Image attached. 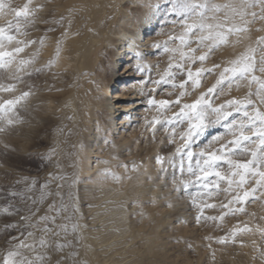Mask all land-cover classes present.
Wrapping results in <instances>:
<instances>
[{"label": "rangeland", "instance_id": "obj_1", "mask_svg": "<svg viewBox=\"0 0 264 264\" xmlns=\"http://www.w3.org/2000/svg\"><path fill=\"white\" fill-rule=\"evenodd\" d=\"M238 0H214L215 3L225 4L233 3ZM202 2V0H198ZM25 3H29V0H4L5 8L0 11V27L7 29V21L12 20L15 22L17 18L15 14L11 12L12 8H22ZM85 0H32L30 1L29 8L32 10L45 5V12L43 18H41V24L34 27H29L26 40L39 41L40 37H55L57 44L61 34L65 31V28L69 29L68 22L72 23L83 22L82 11L84 9L83 4ZM171 5V8L167 11L166 8ZM161 10V12L155 16V19L148 20L152 15H155V9ZM173 4L170 0H126L119 5V14L117 15L120 20L113 23V27L110 29V41L106 43L102 41L99 48L100 59L104 57L107 61L109 58L112 63V70L107 74L108 67L105 74V65L102 59L94 62V67L90 69L93 71L98 63L103 77L105 75L108 78L109 83H113L110 86L111 91H118L116 84L123 80L129 81L135 79L134 75L126 76L121 73L125 66H130L132 60L130 57L136 56L132 50L125 51L124 45H127L128 39L122 36L123 31L139 32V36L134 38L131 46L140 53V58L143 61L141 67L144 69L140 72L138 77L143 81V88L146 94L145 104L142 105L146 109L145 116L142 120L147 118L146 122L151 121L153 118L163 119L171 117L173 112L177 109L173 108L172 111L167 112L164 116H161L152 106L148 104L149 93H152V97L156 100H175L176 95L180 91L179 88L174 89L172 82L167 84L161 82L156 85L153 83L156 80H160L167 71H170L169 64H175L180 60V51H187L184 45L180 44L179 36L185 33L186 29L179 23L182 17L177 12L172 11ZM106 11V9L104 8ZM259 11V9H254ZM228 10H224L227 12ZM158 12V11H157ZM35 15H37L35 13ZM128 15V16H127ZM213 15L216 19L208 20V23L223 22L222 13H208L209 17ZM61 17H65L64 25L61 26L56 23ZM110 15L102 18V25L104 20H108ZM132 17L134 19L132 25L125 23V21ZM37 18V16H36ZM37 21V19H36ZM48 21V23H44ZM127 22V21H126ZM189 20L188 23H192ZM236 22L239 23V18H236ZM48 28H54V31L47 32ZM159 28V29H158ZM159 30V31H158ZM24 29L22 27L21 32ZM17 39L23 40L24 35L13 32ZM148 34L155 35V39L152 43H145ZM206 34V33H205ZM128 36V35H127ZM264 36V21L257 20L255 23L249 26V31L243 34H232L228 37L229 43L222 45L217 51L207 59L203 65L197 62L191 65L193 72L198 67L212 68L213 64H220L219 69H215L212 73H205L200 78V85L193 91L189 85L186 86L191 94L182 98L183 103L194 102L202 93H207V90L216 84L219 79V73L223 70V67L230 66L228 63L231 60L236 59L241 54H251L257 63H259L260 57L264 56V51H261L257 47V39ZM33 37V38H31ZM185 39H189L185 36ZM194 39V38H193ZM253 42L251 51L248 52L245 47V42ZM54 42V43H55ZM50 43V42H49ZM54 43L48 46L49 52L44 54L41 50L44 48V44L39 43L29 45L32 47L28 53L22 52L13 57H5L4 63H9L7 69H0V85L7 87L9 84L15 85L13 91H3L0 89V104H4L7 100H16L17 97L22 96L24 92H29V96L19 100L14 106L4 105V110L0 111V126H6L7 131L0 133V263L2 259L7 255L9 250H16L15 245L23 241L25 244H34L35 250L21 247L19 248L20 256L13 259H27L32 260L35 264H40L37 260V256L44 250L39 248L38 239L42 235L40 232L35 233V238L28 237L26 234L21 236V230L25 233L27 231H33V229H13L6 230V225L20 222V217L25 215L24 209L31 206L30 200L27 197L38 199L41 195V185H44L50 180V173L64 176L66 179L53 181L50 184L52 192L57 190V184H62L63 188L60 189L62 195L65 196V203L69 205L67 212L62 213L61 217L57 220V224H65L68 228L69 235L68 240L72 241L73 245H77L76 232H72L71 224L75 223L78 217L81 215L83 220H91L92 210L89 208H82L80 212L75 214L72 220H66L64 217L72 215V206H76L74 201L79 197L82 184L91 181L93 185H99L107 182V186L110 187L114 184L112 181H119V188H124V182L129 175L134 172L131 165L127 160L116 159L112 157L116 153L115 147L110 146L111 140L117 141L121 137L126 138L129 135L130 128H123L122 124H116L110 127V118L107 114V105L105 99H97L96 92L89 91L90 80L86 76V73H78L73 70V73H69L64 67H55L57 57L53 49ZM155 43H160L162 46L167 44L170 49L169 52H164L163 47L160 50L151 47ZM210 43V42H209ZM4 51H11L16 44L15 41H4ZM192 47H196L193 43ZM104 47H107L109 51L107 54L102 53ZM27 48V47H26ZM171 49L177 51L172 52ZM206 50V49H205ZM254 50V51H253ZM200 53L198 52L197 55ZM35 56V59L30 65H21L22 59L26 60L29 57ZM122 56H129L128 59H124ZM49 61H52V67L49 69L45 67ZM106 61L104 62L106 64ZM141 62V61H140ZM12 64H16L12 67ZM141 64V63H140ZM109 66V65H108ZM188 65H185V70ZM36 68H42L43 71L36 72ZM18 69H20L18 71ZM131 70V69H130ZM175 71V69H171ZM31 73L28 75L27 73ZM97 73V71L95 72ZM80 76V77H79ZM94 77V76H93ZM117 78V79H115ZM119 78V79H118ZM125 78V79H120ZM264 78V77H263ZM186 75L177 73L175 82L178 84L181 80H185ZM87 85V86H86ZM81 86V87H80ZM255 83L249 85L247 81L241 82L239 87H236V81H233L231 89L225 87L224 93L217 97L215 93L208 96V99L214 106L225 103L229 99H241L247 95L249 90L255 91ZM83 87V88H82ZM79 88L80 95L77 97L79 101L77 110L80 115V123L72 122L70 120L69 113L63 106L64 98ZM169 93H172L171 95ZM103 94V93H102ZM104 98L106 94H103ZM86 99L89 102H98L101 105L98 111L94 108H89L87 112ZM28 100H33L34 103H30L32 110V116L27 117V114L20 109V105ZM42 100H45L49 107H40ZM50 100V102H49ZM52 100V101H51ZM128 101L122 102L127 103ZM94 106V105H93ZM264 109V105H258ZM95 107V106H94ZM140 106L131 107V114L128 116H135L141 118V115H137L133 112L138 111ZM50 110L48 115L43 118L37 124H30L33 121L34 114L38 115L40 110ZM115 110V109H113ZM230 111V115L225 120L223 117L216 122V115H209L208 120L213 123L207 124V126L201 131V133L194 138L191 142L190 150L196 154L195 158H199L201 151L205 152V158H208L209 153H216L218 155H227L231 148L229 142L238 138V128L233 129L237 134L233 135L229 131L227 125L231 121H235L237 125L241 121H246L242 111L237 112L235 108L225 109ZM251 114L252 109H248ZM127 113V108L123 111L119 109L112 116V120L119 122L122 116ZM116 114V115H115ZM12 119L14 124L8 125L7 121ZM138 125L142 121H132ZM207 123V121H206ZM100 127V131L103 133L102 138L104 144L100 149L90 150L86 144L92 143V131H96L95 126ZM128 126V125H127ZM116 128L112 130V128ZM159 125H157V128ZM111 128V129H110ZM122 130V131H121ZM221 131V136L210 138V134L215 131ZM120 131L122 132L120 134ZM135 134L139 137L128 145L129 152L137 162L136 172L144 171L148 172L152 166L156 165L155 157L157 154H162L166 159L170 158L173 154H176V149L181 147V143L177 140L174 144L168 145L165 139V133L163 131H157L155 138L153 139L152 132L147 128L142 131L140 127L134 129ZM126 134V135H125ZM245 135H251V132L245 131ZM216 139V140H215ZM255 139V138H253ZM99 140V141H100ZM108 141L109 143H105ZM164 141V144L161 143ZM5 144L8 145L5 148ZM117 145V144H115ZM247 147L251 150H255L256 145L249 141ZM110 148V152L106 155V149ZM50 150H54V155L51 159H48ZM9 151H12L9 153ZM178 156V154H176ZM230 159L238 160L241 163L252 159L250 152H246L241 155L229 156ZM108 161V162H107ZM177 164L179 160L175 161ZM172 161L164 165L166 172H156L153 177L155 178H169L171 177L172 199L179 198L187 205L186 213L177 214L176 211H164V203H155L153 206L156 209V216L152 222L146 224V220L140 222L138 218L134 217V213L139 209H131L133 202L126 204L128 214L127 220L137 228L142 225V230L151 232L157 240L158 253L157 261L159 264H264V189H259L255 196H250L248 200L244 201L242 205H236L235 207H243V211L233 214L224 215L227 209H221V203H227L231 199V195L236 194V186L233 185V191L231 195L214 193L211 197L205 196L201 184L196 181V178L191 176L185 168V171L181 173L178 169H175L177 181L187 182L186 191H174L177 187L173 183L172 174L174 169L170 166ZM96 164H99L96 166ZM127 165V168L124 167ZM187 165V160H185ZM161 167V166H160ZM222 173L228 171V166L220 162L219 169ZM109 173V174H105ZM118 176L119 179L114 177ZM161 176V177H160ZM164 177V178H163ZM210 180H214V177H210ZM238 179V177L236 178ZM255 179L249 177V183L245 185L244 189L240 190V194L247 190L251 192L255 185ZM182 188L183 184L180 185ZM221 188L227 187L226 182H220ZM71 196L72 199H68ZM54 197H48L42 205L41 214L47 210L48 204L52 203ZM187 198V199H186ZM57 201L59 197H55ZM143 206L148 207L149 201H141ZM205 204H213L216 207H204ZM13 206L19 208L21 211L16 214L5 213L4 208ZM80 207H84L81 205ZM229 207H232L230 205ZM103 208V209H102ZM164 209V210H162ZM198 209H202L204 217H217L216 220L202 219L197 223L196 217L200 214ZM104 210V206L101 207ZM91 212V213H90ZM90 215V216H89ZM104 214L101 218L107 216ZM133 216V217H132ZM223 216L221 219L220 217ZM90 217V219H89ZM86 218V219H85ZM134 218H136L134 220ZM165 218V219H164ZM132 219V220H131ZM135 221V222H134ZM51 226V225H50ZM235 234V235H233ZM12 237H19L18 240H12ZM222 238H227L226 242H218ZM63 242V237L55 238ZM163 242V243H162ZM110 240L103 245H109ZM162 243V244H159ZM107 247L112 248L116 246L113 244ZM163 246L161 249L160 247ZM25 249V250H24ZM39 249V250H38ZM72 249H66L65 251H71ZM75 250L78 251L77 246ZM33 252V253H32ZM62 255V254H58ZM160 260V261H159ZM78 261V256H77ZM123 263V262H122ZM79 264V263H78Z\"/></svg>", "mask_w": 264, "mask_h": 264}, {"label": "snow or ice", "instance_id": "obj_2", "mask_svg": "<svg viewBox=\"0 0 264 264\" xmlns=\"http://www.w3.org/2000/svg\"><path fill=\"white\" fill-rule=\"evenodd\" d=\"M173 4L172 11L179 13L182 19L179 21L181 25L186 29L185 33L178 37L180 44L187 48V51H180L179 62L169 64L170 71H167L160 80H156L153 83L156 85L172 82V87L174 89L179 88L180 91L176 95L175 100H156L152 97V93H149L148 104L152 106L161 116H164L173 108L177 111L173 112L171 117H166L163 119L153 118L148 122L147 128L152 132L153 139L155 138L157 131H163L165 133V139L168 145L174 144L177 140L180 141L181 147L176 149V154H173L170 158L166 159L162 155H157L155 157L156 163L160 165L161 173L166 172L165 164L172 161L171 167L174 169L172 174L173 183L177 185L174 191H186L187 182L177 181L175 169H178L181 173L185 171V168L191 176L196 178V181L201 184L203 189L207 191L204 192L205 196L211 197L214 193H224L226 198L228 195L232 194L233 185L236 186V194L231 195V199L228 202L221 203V209H227L224 215L233 214L243 211V207H235L236 205H242L244 201L248 200L250 196L254 197L255 193L259 189H264V109L258 105H264V78L256 75V72L264 74V56L260 57L259 63L256 62L253 55L251 54H241L234 60L229 61L230 66L223 67V70L219 73V79H217L216 84L207 90V93H202L194 102L183 103L182 98L186 95L191 94L186 88L187 85L194 91L200 85V78L205 73H212L215 69L221 67L220 64H213L212 68L198 67L193 72L191 65L200 62L201 65L213 55L217 49L222 45L229 43L228 37L232 34H243L249 31V26L255 23L257 20L264 21V0H239L237 5L233 3L218 4L214 0H170ZM30 3V0H29ZM29 3H25L22 8H12L11 12L15 14L17 19L15 22L12 20L7 21V29L5 27H0V69H7L9 63H4L5 57H13L24 52V49L29 45L36 43L43 44L46 37H41L39 41L33 40H20L17 39L13 32L27 36L29 27H34L36 24L35 11L29 8ZM5 8L4 0H0V11ZM259 9L255 11L254 9ZM228 10L224 12V10ZM222 13L223 12V22H217L215 24L208 23V20L216 19V16H208V13ZM239 18V23L236 22V18ZM192 20V23H188ZM65 22V17H61L57 24L63 26ZM48 23V21H44ZM69 27L71 21L68 22ZM24 29L21 32V29ZM54 28H48L46 31H54ZM206 33V34H205ZM68 35V28L61 36ZM188 36L189 39H185ZM194 38V39H193ZM7 40L9 43L12 41L16 42V47L11 51H4V41ZM210 42V43H209ZM61 40L57 41L56 53L59 55L61 51ZM195 43L196 47L191 45ZM257 47L264 51V36L257 39ZM151 47L160 50L163 47L164 52H169L170 49L167 44L161 45L160 43H155ZM206 49V50H205ZM172 52L177 51L176 49H171ZM254 51V50H253ZM200 53L197 55V53ZM35 56L29 57V59H22L20 64L30 65L33 63ZM185 65H188L185 70ZM47 68L52 67V61H49L45 66ZM175 69V71H171ZM20 69H18L19 71ZM136 70L143 72L144 69L140 66H136ZM36 72L43 71L42 68H36ZM180 73L186 75L185 80H181L178 84L175 82L176 74ZM31 75V73H27ZM233 81H236V87H239L241 82L247 81L249 85L255 83L258 85L255 91L249 90L247 95L241 99H229L225 103L218 106H214L208 99V96L215 93L217 97L224 93L225 87L231 89L233 86ZM15 85L9 84L7 87L0 85V89L3 91H13ZM29 92H24L22 96L17 97L16 100H7L4 104H0V111L4 110V105L14 106L19 100L24 99L29 96ZM170 95L172 93H169ZM235 108L237 112L243 113L246 121H241L239 125L235 121H231L227 127L233 135L237 133L233 129L238 128V138L229 142V147L231 151L224 156L218 155L216 153H209L208 158H205V152L201 151L199 153V158H195L196 154L190 150L191 142L196 136H198L201 131L207 126V124L213 123V121L208 120L209 115H216V122H218L221 117L225 120L231 114L230 111H225V109ZM251 108L252 112L249 113L248 109ZM207 121V123H206ZM15 121L9 119L7 121L8 125L14 124ZM157 125L159 127L157 128ZM7 131L6 126H0V133ZM245 131L251 132V135H245ZM255 138V139H253ZM251 141L256 145L255 150H251L247 147V143ZM105 143H109L105 141ZM164 144V141H161ZM8 145L5 144V148ZM246 152H250L252 159L241 163L238 160L230 159L229 156L241 155ZM54 155V150H50L48 154V159H51ZM179 160L177 164L175 161ZM185 160H187V165H185ZM223 161L224 164L228 166V171L222 173L219 169L220 162ZM127 168V165H124ZM137 166L133 164V170H136ZM106 175L109 173H105ZM50 180L44 185H41V195L38 199L27 197L30 200L31 206L26 207L24 211L25 215L20 217V222L6 225V230L9 228L13 229H33V231H27L26 233L21 230V236L25 234L28 237L35 238V233L40 232L42 235L38 239L39 248L44 251L37 256V260L40 264H78L77 256L78 252L75 250V246L72 241L68 240L69 235L68 228L65 224H57V220L61 217L62 213H65L69 209V205L65 203V196L61 194L60 189L63 188L62 184H57V190L52 192L50 189V184L53 181L64 180L66 177L58 176L50 173ZM210 177H214V180H210ZM238 177V179H236ZM249 177L256 178L255 185L250 191H243L240 194V190L244 189L245 185L249 183ZM119 179L118 176L114 177ZM220 182H226L227 187L221 188ZM183 184L182 188L180 185ZM54 197L52 203L48 204L47 210L41 214L42 203L47 200L48 197ZM59 197V200L55 199ZM68 199H72L71 196ZM154 202V201H152ZM232 205V207H229ZM142 206V205H141ZM171 207V203L168 204ZM204 207H216L213 204H205ZM5 213L16 214L21 211L19 208H14L9 206L3 209ZM79 211V208L72 206V215L64 217L66 220H72L75 214ZM200 212L197 215L196 220L199 223L202 219L206 220H216L217 217H204L202 209H198ZM221 219L223 216L220 217ZM51 225V226H50ZM81 225L78 222L73 223L72 232L75 233ZM235 235V234H233ZM58 237H63V242L55 239ZM19 237H12V240H18ZM227 238H222L218 242L224 243ZM25 247L35 250L34 244H25L21 241L19 244L15 245L16 250H9L7 255L3 257L2 264H35L32 260L27 259H13L14 257H19V248ZM66 249H72L71 251H65ZM62 254V255H58Z\"/></svg>", "mask_w": 264, "mask_h": 264}, {"label": "bare ground", "instance_id": "obj_3", "mask_svg": "<svg viewBox=\"0 0 264 264\" xmlns=\"http://www.w3.org/2000/svg\"><path fill=\"white\" fill-rule=\"evenodd\" d=\"M30 1L32 3V0ZM124 1L126 0H85V3L83 4L84 9L81 12L83 22L70 24L68 35L63 37L60 36L58 38H63L59 55H57L56 53L57 44L55 42V37L43 36L46 37V39L43 43L44 45L42 44L44 48L41 50V52L47 54L50 51L48 46L50 45L51 47V44L55 42L52 49L55 53L54 56L57 57V61L54 65L55 67H64L70 74L73 73V70H75L78 73H86L87 77L90 76L88 78V80L91 81V88L89 91H92L93 93L96 92L95 94L97 99H105V104L107 105L106 112L108 114V117L110 118V127L116 124H122L123 128H130L129 135L126 138H124V136L117 141L111 140L110 146H114L116 150V153L113 154L112 157H114L115 160H127L128 162H130L129 164L131 165L133 170V164L137 166V162L129 152L128 145L134 142L139 137L138 134H135L134 129L136 127H140V129H142L143 131L144 129H146V126L148 124V122H146L147 118L142 120L146 113V109L144 108V106H142L145 104L146 94L143 88V81L138 78L141 77L138 76L140 71L136 70V66H141L143 64V61L140 58V53H138L135 48L131 46L134 38L140 35L138 32L139 30L135 32L123 31L122 33V36H125L128 39V44L124 45L127 46L124 47L126 49L125 51L132 50L137 54L134 57H130L132 63L130 64V66H125L124 70L121 73H124L126 76L134 75V77H136L135 79L129 81L123 80L122 82L117 83L116 88H118L119 90L110 92L109 89L111 84L113 83H109L108 78H106L107 75L103 77V73H101L98 66V63L102 59V62L105 65V74L107 67V74L112 70L113 61H110L109 58H107L106 61L104 60V57L100 59L99 57L101 56V54H99V48L102 44V41H105L106 43L110 41V29L113 27V23H116L120 20V15L119 17L117 16L119 14V5ZM131 2L133 3V0H131ZM235 3L238 5L239 0ZM29 6L31 5L29 4ZM45 8V5H42L34 10L37 14L36 25L38 26L39 24H41L40 22H42L41 18H43ZM104 8L106 9V11L104 10ZM170 8L171 5L168 6L166 10L168 11ZM155 11V15H152L150 18H148V20L155 19V16H157L161 12V10L157 8L155 9ZM110 14L111 17H109L108 20H104L103 24L104 22L105 24L102 25V18L104 19V16H108ZM126 21L125 23L132 25L134 19L130 17ZM155 37V35L148 34L145 43H152ZM22 38L23 40H26L27 36H24ZM15 45L16 44H14V46ZM252 45L253 42L249 43V41L247 40V42H245V45L242 47H245L246 50L250 52ZM31 48L32 47L25 48L24 52L28 53ZM108 52L109 51L107 50V47H104L102 53L107 54ZM122 57H124V59L129 58V56ZM96 60H99L96 68L93 71H90V69L94 67V62ZM105 61L106 64L104 63ZM15 66L16 64H12V67ZM96 71L97 73H95ZM255 74L260 76L261 78L264 77V74H261L259 72H256ZM77 91H79V88L75 90V93H72L64 98L63 106L65 107L67 113H69L70 120L79 124L80 115L77 110L79 101H77L76 99L80 95V92L77 93ZM102 93L106 94L105 98L104 96H102ZM125 101L128 102L122 103ZM41 102L42 104L39 105L40 107L51 106L47 105L49 103H47L45 100H42ZM30 103L38 104L37 102L34 103L33 100H28L27 102H24L20 105V109L23 112L25 111L27 113L25 114L24 112L27 117L32 116V110L29 106ZM86 104L87 112L89 111L90 107L101 111L99 108L101 105H99L97 101L89 102L86 99ZM140 105L141 107L138 109V111L133 113L141 116L143 115L141 118L128 116V113H132V111H130L131 107ZM125 108H127V113L122 116L121 120L119 122L113 121L112 115L115 112H118L119 109L123 111ZM49 112L50 110L47 111L46 109L40 110L38 115L34 114L33 121L29 123L37 124L40 121H43V118L48 115ZM136 120L142 121V123L138 125L137 123L132 122ZM95 129L96 131H92V143L86 144L85 146L90 150H94V146L96 147V149H100L104 144V141L100 140L103 137V133L100 131V127L96 125ZM115 129V127L112 128V130ZM121 131L120 134L122 133ZM210 135V138L221 136V131H215ZM110 150V148L106 149L105 154L107 155ZM10 152L12 151H9V153ZM98 165L99 164H96V166ZM136 170H134V172L129 175L127 180L124 182V188L122 189L119 188L120 182L117 180L115 182L112 181L113 183L111 184L114 185L110 187L107 186V182L101 183L99 185H93L91 184L93 180L82 184L81 192L80 194H78L79 197H77V199L74 201V204L79 208V212L82 208H89L90 210H92V215L91 220L85 221L80 215L76 221L79 223V225H81V228L76 231V246L78 248L77 252L79 264H159V262L157 261V249L159 246H157V240L155 236L152 235L151 232L143 231L141 228L142 225L136 228L133 222L129 223L130 221L127 220L126 217L128 214V210H136L137 208H139L133 216L138 218L137 220H139L140 222L146 220V224L152 222L153 225L155 224L153 222L154 217L156 216L155 213H157L153 205L156 202L165 204V210H162H174L179 215L186 213L187 205L179 198L172 199L171 190L173 184L171 182V177L170 179H158L153 177L156 172L160 173V165L156 163V165L152 166L150 171L145 173L144 171L137 173ZM141 201H149L148 207L147 205L143 206V204H141ZM128 202H133V204L131 206V209L127 210L126 204ZM169 203H171V207L168 206ZM81 205H83L84 207H80ZM103 206L104 210L102 211L101 207ZM104 214L108 215L101 218V216H103ZM136 218H134V220ZM72 225L73 224H71V226ZM109 240L110 243L111 240H113V244H115L116 246H112V248H109L107 246L112 244L108 243L109 245H103ZM160 248L162 249L163 246H161Z\"/></svg>", "mask_w": 264, "mask_h": 264}]
</instances>
